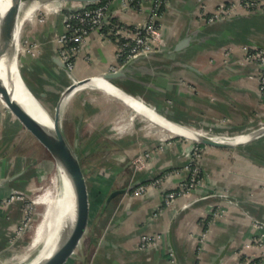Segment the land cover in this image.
Listing matches in <instances>:
<instances>
[{"label":"crops","instance_id":"crops-1","mask_svg":"<svg viewBox=\"0 0 264 264\" xmlns=\"http://www.w3.org/2000/svg\"><path fill=\"white\" fill-rule=\"evenodd\" d=\"M107 1L109 17L128 26L141 25L149 16L150 0H142L138 8L124 6L123 0ZM232 1L240 0H169L160 20L166 46L133 58L124 67L116 42L93 31L74 59L72 75L79 80L122 67L124 74L115 83L139 94L176 123L209 127L211 133L253 130L264 121V98L259 95L260 67L243 59V48L264 49V0H256L260 7H240L235 16L207 22L205 17L213 16L217 6ZM79 5L69 3L64 12L49 15L43 22L24 24L21 68L27 83L36 85L41 95H60L62 87L71 84L73 77L57 61V37L64 31L65 9ZM186 37L188 44L176 50ZM26 39L37 41V57L27 52ZM78 97L94 109L101 102L120 105L113 107L118 112L107 116L108 129H142L141 119L147 120L141 114L131 120L134 109L100 87L85 85L71 101ZM85 113L81 110V117ZM224 121L225 125L219 123ZM158 127L151 133L141 131L139 140L127 147L135 157L150 152L146 165H122L116 172L110 168L114 174L104 180V198L90 217L84 246L67 260L74 257L75 264H264V243L259 244L264 241V225L256 223L264 221V135L235 148L197 147L181 137L163 135ZM30 134L10 113L0 123V198L30 186L28 175L11 178L24 169L27 159L9 152L18 141L27 145ZM198 148L202 151L196 161L200 184L168 203L166 194L190 176L187 165ZM117 178L126 180L118 188L124 191L111 197ZM154 180L158 183L153 185ZM93 184L92 188L102 191L99 182ZM142 185L146 190L135 191ZM225 188L229 193L220 194ZM5 215L0 217V244ZM143 235L154 237V242L142 246Z\"/></svg>","mask_w":264,"mask_h":264},{"label":"rangeland","instance_id":"rangeland-1","mask_svg":"<svg viewBox=\"0 0 264 264\" xmlns=\"http://www.w3.org/2000/svg\"><path fill=\"white\" fill-rule=\"evenodd\" d=\"M161 1H162V4L160 3V6H158V11L156 10L160 32H161L160 20L163 16L164 8L169 3V0H161ZM69 3L76 4L80 2L62 0L57 6L56 11L53 14L57 15L58 12L63 11L64 7H66V5ZM240 4H241L240 2H236V1H232L228 4L222 3L221 5L217 6L216 10H214L213 16L208 15V17H205V18L207 22H209V21H215L218 18H223V17L226 18V17L235 16L236 11H238L240 7L247 8L244 5H240ZM138 7L139 5L136 8ZM150 7L152 6L150 5ZM150 7H149L148 15L152 14V10ZM257 7H260V3L254 0V4L247 9H254ZM67 10L68 8L65 9V12ZM48 17L49 15L47 14L46 9L44 8L39 9L36 14V19L33 23L43 22V20L45 21L46 18ZM212 17H213L212 20L209 19ZM26 22L27 21H25V23ZM161 38H162L161 40L155 43L153 51L166 46L167 43L164 37L162 36ZM26 40L27 41L25 45H26L27 52L30 53L31 56L37 57L39 55L38 54L39 52L38 43H36L37 41L29 40V39H26ZM246 46H249V45H244V47ZM249 47H252V49L256 48L258 50L260 49L263 50V52L261 53L257 51L258 57L256 56L254 58H248L247 53H244L243 59L247 62L255 63L257 66L259 65L260 67V70L258 72V78L260 81L259 95L260 97L264 98V84L262 83V78H261V75H262L261 63L264 64V49L258 46H249ZM22 48H23V45H22L21 38H20L18 45L15 47L14 55L16 57V61L18 63L20 72L23 78L25 79V81L27 82L24 76L26 73L24 74V71H23L24 69L22 70L21 62H20V50ZM243 49H244L243 51H245V48ZM230 51L231 49L227 50L225 52V55L228 56ZM58 55L60 57L59 49H58ZM225 61H228V59ZM72 82H73V79L71 80V83ZM30 88L35 93V95L41 100L43 105L49 110V112L52 115H54L55 110H56V103L58 101L59 95H48V96L41 95V90L37 88L36 85L32 84V82H30ZM79 97L71 101L68 104V106L64 109L62 121H63L65 132L68 138L70 139V141L74 144L76 137L79 138V147H80L79 155H80V159L82 161L86 176L87 178H89L88 179V189H89V194H90V217H91L96 214V209H97L96 207L100 205L99 199L101 198V201H102V199L104 198L103 196L104 191L107 188L105 186L107 183L104 180H108L110 178V175L114 174L113 172L109 171L110 168L111 170L116 172L120 169L122 165L123 167L125 165L124 168H127L128 165L130 166V164H132V166L135 168L146 165L147 158L150 156V152H146V153L144 152L143 154H139L138 156L135 157V155H133L132 149L128 150L127 147L130 145V143H132V140L133 141L139 140L138 136H140L139 133L141 131H147L148 133H151L155 129L151 130V129L145 128L144 124L147 123V120L145 119L143 120L141 119L142 122L140 124L141 125L140 128L142 129H138L137 127L135 129H123L125 126H122L121 127L122 129H108L107 126L105 125H108V122L110 121V117H107V116L113 114L115 111L118 112L119 109L118 108L113 109V107L116 108V105L118 106L119 104H116L115 106H112V105L106 106V103L102 104L104 102H101V104H97V107L94 109L90 105V103H87V102L83 103L82 102L83 100ZM108 108H110V110ZM81 110H84L86 112L84 117H81L80 115ZM7 113H10L15 118L18 124L25 127L24 124L19 120V118L14 115L8 103L4 101L2 99V96L0 95V123L3 121L4 116ZM219 123L222 125L226 124L225 121L219 122ZM77 124H78V128H76ZM262 126H264V121L260 122L257 128H260ZM210 129L212 128L207 127V129H197V130L201 132H205L207 135H211L213 137H219V136L230 137V136H236L240 134H246V133H249L255 130V129L253 130L251 129H221L220 131L211 133ZM158 130L163 131L164 133L163 135H173L175 137H181L183 138L181 141L185 142L186 144L187 143L195 144V146L197 147H200L199 144L212 145L208 143L198 142L196 140H193L192 138L171 132L170 130H166L165 128L162 129V127L160 126L158 127ZM241 130H246V131L248 130V132L246 131L243 132ZM30 135H31L30 141L28 142L27 145L25 144L24 146H22V144H20V141H18L16 142V144H14L13 149L11 148V150H9V152L13 154L15 157L17 156L26 157L27 161L26 163H24V169H21L18 172L19 173L21 172V175L29 176L30 186L29 188L25 187L21 192L14 191L10 195H8V197L0 198V207H1L0 217H3V214L4 215L8 214V216L5 215V221H6L4 223L5 226L3 224L5 228L2 231L3 234H2L1 241L3 244H0V251H1L0 252V264H2L3 262L20 259L19 257L23 255V253L27 250L28 244L30 243L32 239V228L31 227L37 223V221L40 218L41 210L43 209L41 205L34 202V199H35L34 197H36L45 187L52 184V180H44V177H48L49 174L55 170L54 168L55 166L53 163V157L51 156L48 149L45 146H43L32 133ZM243 144H240V145H243ZM238 146H219V147L235 148ZM131 153L132 155H130ZM201 156H202V151H200L198 148V150L196 149L195 152L191 154L190 159H194L195 163H197L196 161H199ZM18 172L16 171V173ZM200 181H201V177L198 181V185L200 184ZM93 182H99L102 186L101 187L102 191L98 192L95 187L92 188L94 185ZM125 184H126V180L124 179L121 180L120 178L119 179L117 178L116 181L113 183V186L111 187V192L115 190H121L118 188H120L121 186ZM197 186H194L193 188H197ZM179 188L180 186L177 189ZM137 189L138 188H136L135 191H137ZM221 190L222 192L220 194L222 195H226L229 193L227 188L221 189ZM120 193H123V191L117 193L116 195ZM15 204H19L20 206L17 207V205ZM91 206H92V211H91ZM223 212H224V209L221 210L220 213H223ZM89 223H90V220H89ZM89 223L86 227V231L89 227H91ZM256 223L261 226L264 225V221L256 222ZM86 233H84V235L82 236L79 244L69 253L70 257L73 255L75 256V253H78L77 251H79V248L84 246L85 239H86L85 237L87 236ZM263 243L264 241L259 242L260 245H262ZM72 259L65 262V264H75ZM243 264H248V263H243Z\"/></svg>","mask_w":264,"mask_h":264},{"label":"water","instance_id":"water-1","mask_svg":"<svg viewBox=\"0 0 264 264\" xmlns=\"http://www.w3.org/2000/svg\"><path fill=\"white\" fill-rule=\"evenodd\" d=\"M30 0H2L0 8V89L2 94L8 103L10 109L17 116L20 121L24 124L26 129H28L37 140L45 146L50 152L53 159L57 161L62 171L64 178L67 181V185L72 197V207L70 210L68 223L65 231L63 232L61 238L59 239L57 245L54 249L40 262L37 264H65L69 253L79 244L82 236L86 232V227L90 220V194L88 189L87 176L80 159L79 155V138L76 137L75 143L73 144L68 138L63 121V111L65 108L66 101L68 97L86 85L90 77L84 79H75L72 75V72L69 71L66 67L64 61L59 57L57 61L60 62L65 69L71 74L74 80L71 84L62 87L60 90V95L56 103V110L54 115H52L47 109L46 112L53 119V129L45 124L20 98L17 91V87L11 77L8 74V71L2 64V52L4 49V37L6 33V26L10 29V35L15 36V24L18 17V9L20 4L29 3ZM55 0H41L40 3H45ZM75 2H95L102 0H67ZM189 42V37L181 40L175 47L176 50L184 48ZM151 53V52H149ZM149 53H143L149 54ZM140 56V55H139ZM138 57V56H137ZM136 58V57H134ZM133 59V58H132ZM130 61V60H129ZM128 63V62H127ZM125 63L122 67L127 65ZM118 68L116 70H109L104 72L103 76L110 83L120 87L121 86L115 83V79L124 74L123 69ZM126 91L125 89H123ZM1 92V91H0ZM37 97V96H36ZM38 98V97H37ZM39 99V98H38ZM40 100V99H39ZM159 112V111H158ZM172 121V120H171ZM264 129V126L257 128ZM255 129V130H257ZM250 133V132H249ZM183 135V134H180ZM264 135V130L253 139L248 141H239L236 143L225 142L217 139L211 135L201 132L198 137H189L183 135L193 140L202 143H208L216 146H238L243 143H247L251 140H254L260 136ZM21 173L14 174L11 178L19 176ZM124 191L115 190L111 193V197L117 193Z\"/></svg>","mask_w":264,"mask_h":264},{"label":"bare ground","instance_id":"bare-ground-1","mask_svg":"<svg viewBox=\"0 0 264 264\" xmlns=\"http://www.w3.org/2000/svg\"><path fill=\"white\" fill-rule=\"evenodd\" d=\"M40 1L41 0H30L29 3L22 2L20 4L15 24V36L13 39L10 35L9 27L6 26L4 49L2 52V64L15 83L20 98L45 124L53 129V119L48 115L46 107L43 105L41 100L36 97L35 93L31 90L30 85L23 78L14 55L15 47L18 45L21 38L22 27L25 21L34 22L37 11L42 8L47 10L48 15H53L62 0L49 1L42 4ZM1 2L2 0H0V8ZM103 74L104 73H101L90 77L86 86L100 87L108 94L119 97L123 101L127 102L136 112L132 115L131 120H133V117L137 114H141L148 120L145 124V128L147 129L153 130L155 125H159L164 127L166 130H170L171 132L177 134H183L189 137L200 136L201 131L188 127L184 124L171 121L166 115L158 112L152 104L146 102L139 94L124 91L120 87L106 80ZM0 91L2 99L6 101L1 89ZM77 91L68 97L65 108L71 102L73 95ZM262 130L264 129H257L251 131L250 133L236 136H219L216 138L232 143L248 141L258 136ZM53 163L55 170L51 172L48 177H44V180H52V184L45 187L36 197H34V202L41 205L43 209L41 210L39 220L31 227L32 239L28 244L27 250L19 257L20 259L3 262L2 264H37L54 249L65 231L68 223V216L72 207V197L59 164L55 159H53Z\"/></svg>","mask_w":264,"mask_h":264},{"label":"built area","instance_id":"built-area-1","mask_svg":"<svg viewBox=\"0 0 264 264\" xmlns=\"http://www.w3.org/2000/svg\"><path fill=\"white\" fill-rule=\"evenodd\" d=\"M142 0H123L124 6L137 7ZM152 14H149L147 20L141 25L128 26L118 20H112L108 15L109 3L95 1V2H80L79 6L69 7L65 13L64 31L57 37L59 45L60 58L66 64L69 71L74 69V58L80 52L81 45L86 38L93 31H100L106 38L112 39L117 44V56L122 65L127 63L134 57L143 53L152 52L155 43L162 38L160 32L157 12L161 0H150ZM241 4L249 8L254 4V0H240ZM44 21V20H43ZM245 52L248 58L258 57L262 49L246 46ZM119 67H114L110 70H116ZM261 78L264 84V64L261 63ZM194 158V157H193ZM190 171V176L180 183V188L170 191L166 194V201L172 202L178 195L182 194L184 190H188L198 185L200 179V168L194 159H190L187 165ZM158 181L154 180L152 184ZM145 185L138 187L137 192L146 190ZM183 191V192H182ZM154 242V237L144 235L142 237V246H147Z\"/></svg>","mask_w":264,"mask_h":264},{"label":"trees","instance_id":"trees-1","mask_svg":"<svg viewBox=\"0 0 264 264\" xmlns=\"http://www.w3.org/2000/svg\"><path fill=\"white\" fill-rule=\"evenodd\" d=\"M106 0H102V1H100V2H105Z\"/></svg>","mask_w":264,"mask_h":264}]
</instances>
